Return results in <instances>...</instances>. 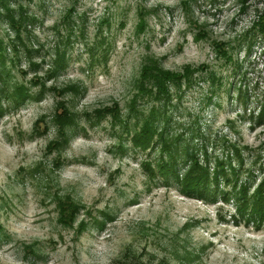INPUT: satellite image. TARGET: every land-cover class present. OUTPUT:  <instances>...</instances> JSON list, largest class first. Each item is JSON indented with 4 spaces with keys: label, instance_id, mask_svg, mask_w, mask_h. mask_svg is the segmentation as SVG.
Wrapping results in <instances>:
<instances>
[{
    "label": "rangeland",
    "instance_id": "rangeland-1",
    "mask_svg": "<svg viewBox=\"0 0 264 264\" xmlns=\"http://www.w3.org/2000/svg\"><path fill=\"white\" fill-rule=\"evenodd\" d=\"M16 1L37 19L30 40L24 36L23 41L39 51L26 56L18 45L15 56L12 30L0 22L7 58L4 71L0 67V87L15 81L28 85L33 71L25 76L19 71L30 70L34 61L40 62L36 73L47 89L77 85L78 90H67L62 97L48 90L18 107L4 100L8 109L0 119V264H264V227L235 225L231 204L205 205L159 184L141 161L153 168L160 145L142 152L131 141L135 120L155 105L167 116L171 136H179L177 153L205 142L208 151L217 153L218 140L226 136L248 147V153L242 150L244 166H250L259 148L264 163V123L250 128L249 121L239 118L264 99L262 39L247 47L239 37L254 11L264 8V0ZM140 12L146 23L142 32L136 26ZM199 32L201 39H194ZM216 41L230 46L224 48L230 62L212 49ZM99 43L105 52L95 48ZM56 49L66 51V64L46 79ZM146 55L172 72L186 65L202 69L193 74L188 89L171 90V97L161 103L138 100L137 112L128 117L132 85ZM208 72L215 78L212 82ZM30 89L33 95L38 92V86ZM209 91L213 93L207 101ZM63 99L76 113L77 126L60 152L63 165L53 170L51 160L58 154L47 153L46 146L55 132L45 128V122L55 101ZM114 103L127 120L129 134L118 126L114 131L108 117L98 122L85 118L95 108ZM41 116L45 121L35 134L33 126ZM56 191L83 205L71 226L57 222L52 198Z\"/></svg>",
    "mask_w": 264,
    "mask_h": 264
},
{
    "label": "trees",
    "instance_id": "trees-1",
    "mask_svg": "<svg viewBox=\"0 0 264 264\" xmlns=\"http://www.w3.org/2000/svg\"><path fill=\"white\" fill-rule=\"evenodd\" d=\"M244 10L245 6L242 5L240 8L241 13ZM68 13L64 15L65 20L70 18L71 12ZM3 21L8 24L9 30H12L13 39L11 42L13 43L15 56L19 52L18 45L21 46L26 56L39 51L37 45H29L23 41L24 36H29L28 40H30V36H32L30 28L31 25L34 26L37 19L34 15L25 11L20 2L0 0V22ZM145 24L144 16L140 12L136 25L138 32L144 31ZM201 37L202 33L199 32L194 39H201ZM239 37L241 42H246L247 47L253 45L258 38L262 39L264 44V8L254 11V17L249 26ZM15 42L18 44L16 45ZM100 47H102L101 43L97 44L95 48L100 49ZM229 47L221 41L212 43V49L223 56L225 62H230L231 59L227 53ZM5 49L4 41L0 39V67L2 71H4L7 61ZM103 50L105 52V48L100 49V52L103 53ZM65 53V50H55V65L53 69L48 70L46 79L56 76L58 69L66 64L65 56H63ZM39 63L30 62V70L20 69L19 71L23 76L29 75V72L33 71V76L28 81V85L24 81H15L10 87H0V119L8 109V106L4 105V100L13 101L14 107H18L27 100H36L39 96L47 93L48 90L61 95L60 97L67 90L72 92L78 90L77 85H67L62 89L50 86L47 89L43 78L36 73V70L40 67ZM200 68L202 69V67L195 68L186 65L179 71L172 72L164 68L152 55H146L142 60L138 76L134 79L132 85L134 93L127 105L128 117L130 113L136 111L135 104L138 100L161 103L171 97V90L177 89L179 92L180 89H188L195 81L193 74ZM207 76L211 82L215 79L213 74L209 72ZM0 80L4 84L1 74ZM34 86H38V92L33 95L30 87ZM212 93V91H209V95L206 96L207 101L211 100ZM243 101L242 105L245 107L246 99ZM148 109V113L142 115L140 121L139 119L135 120L131 141L135 146L134 149L142 152L160 145V156L158 160L154 161L153 168H147L146 166L149 167L150 165L141 161V165L149 171L150 176L154 175L159 184L166 185L168 188L172 186L178 194L180 193L188 199H197L202 204H216L218 202L221 205L231 204L233 214L230 218L235 225L241 222L246 227L252 225L254 229H262L264 227V163H261L260 155L263 149L259 148L258 152H255L256 154L250 161V166L243 165L242 150L248 153V147H240L236 142L232 143L227 140L226 136H221L218 140L220 150L217 153L213 150L208 151L206 142L199 144V147H182L180 152L177 153L179 136H171L169 129L166 128L167 116L164 115V112L155 108V105ZM76 117V113L70 110L63 99L55 101L53 112L45 122V128L53 127L55 132L54 138L46 146L47 153L54 152L58 154L56 158L51 160L53 170L63 165V160L59 155L69 142L70 130L73 131L77 126ZM107 117L110 119L109 125L114 131L118 126L122 128L121 131L127 134L130 133L127 120L121 117L119 106L116 103L102 108H95L91 114H85L86 119L91 120L94 118L97 122L105 120ZM239 118L249 121L250 128L260 127L264 123V99H261L251 110L243 111ZM40 121H45V117L41 116L35 120L33 126V133L35 134H40L36 128ZM44 131H47V129ZM116 135L120 138V134ZM211 145L214 149L217 146L214 142ZM118 147H122L121 140ZM248 158L250 159V155ZM243 175L245 178L241 177ZM169 176L172 183L168 182ZM52 198L55 200L56 212H58L57 222L64 227L71 226L83 205L77 203L69 194H60L59 191L54 192ZM82 224L83 221L79 225L80 230Z\"/></svg>",
    "mask_w": 264,
    "mask_h": 264
}]
</instances>
